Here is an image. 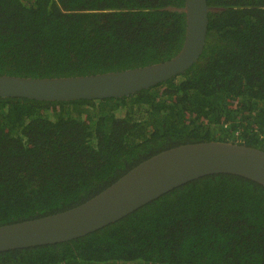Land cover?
Returning a JSON list of instances; mask_svg holds the SVG:
<instances>
[{
  "label": "trees",
  "instance_id": "1",
  "mask_svg": "<svg viewBox=\"0 0 264 264\" xmlns=\"http://www.w3.org/2000/svg\"><path fill=\"white\" fill-rule=\"evenodd\" d=\"M200 58L129 96L0 97V225L77 206L165 149L212 139L264 149V0H208ZM185 0H0V73L61 77L170 59ZM125 112H122L124 111ZM264 264V185L184 183L87 235L0 251V264Z\"/></svg>",
  "mask_w": 264,
  "mask_h": 264
},
{
  "label": "water",
  "instance_id": "2",
  "mask_svg": "<svg viewBox=\"0 0 264 264\" xmlns=\"http://www.w3.org/2000/svg\"><path fill=\"white\" fill-rule=\"evenodd\" d=\"M223 7L185 0L184 44L170 59L101 73L32 77L0 73V97L39 100L123 97L167 81L189 69L207 41L209 14ZM233 173L264 185V149L212 139L183 143L140 162L87 201L57 213L0 225V251L54 244L87 235L132 213L168 191L199 177Z\"/></svg>",
  "mask_w": 264,
  "mask_h": 264
},
{
  "label": "rangeland",
  "instance_id": "3",
  "mask_svg": "<svg viewBox=\"0 0 264 264\" xmlns=\"http://www.w3.org/2000/svg\"><path fill=\"white\" fill-rule=\"evenodd\" d=\"M122 112H125V110H124V111H122ZM121 264H131V263H129V262H128V263H123V262H122Z\"/></svg>",
  "mask_w": 264,
  "mask_h": 264
}]
</instances>
